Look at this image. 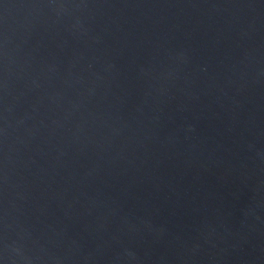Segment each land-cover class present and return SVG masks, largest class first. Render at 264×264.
<instances>
[{"label": "water", "instance_id": "water-1", "mask_svg": "<svg viewBox=\"0 0 264 264\" xmlns=\"http://www.w3.org/2000/svg\"><path fill=\"white\" fill-rule=\"evenodd\" d=\"M0 264H264V0H0Z\"/></svg>", "mask_w": 264, "mask_h": 264}]
</instances>
